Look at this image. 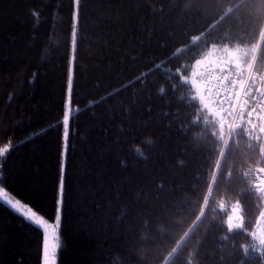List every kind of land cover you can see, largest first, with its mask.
Listing matches in <instances>:
<instances>
[{
	"label": "trees",
	"instance_id": "1",
	"mask_svg": "<svg viewBox=\"0 0 264 264\" xmlns=\"http://www.w3.org/2000/svg\"><path fill=\"white\" fill-rule=\"evenodd\" d=\"M74 6L0 0V187L52 221L69 117L56 264H264V0ZM226 49L238 81L257 52L229 133L188 81ZM43 239L0 199V264H42Z\"/></svg>",
	"mask_w": 264,
	"mask_h": 264
},
{
	"label": "rangeland",
	"instance_id": "2",
	"mask_svg": "<svg viewBox=\"0 0 264 264\" xmlns=\"http://www.w3.org/2000/svg\"><path fill=\"white\" fill-rule=\"evenodd\" d=\"M78 6H79V3L77 4L76 0H75V6H74L75 23H76L77 17H78ZM222 49H224V48H221L220 50H222ZM241 52H242V50H241ZM241 52L239 50H236V49H226L225 55L222 58H220L217 55V61H214L212 65H210L211 60H212L210 53H208V54L202 56L201 58L197 59V61L194 63L193 70L191 73V77L188 79V81H191V84L193 85L195 92L197 94L202 93V87H201V83H200L202 80L201 76H204L209 69H212L210 67H207V68L205 67V68L200 69L201 67H199V66L201 64H209L208 66H211L218 71H222L223 68H229L231 70V67H230L231 65H235V66L240 65ZM256 56H257V52L254 53L251 61L247 65L244 66V68L246 70L245 74H247L248 70L251 69V70H253L252 76H254L255 70H256V66H255ZM232 72L234 73V71H232ZM71 76H72V71H71ZM263 83H264V81L262 82V84ZM262 84L259 88V92H260V89L262 87ZM259 92H258V95H259ZM258 95H257V97H258ZM257 97H256L257 110H260L264 113V110L261 109L257 103ZM204 103L207 104V101H204ZM236 106H237V104H236ZM240 107L241 108L238 109L237 116H236V114H235L236 108H234L230 103H228V104H226V106H224L222 112H224L223 115L226 117V120L223 121V123H224V126L226 128L227 133H229L231 131V129L235 126L236 119L241 121V119L244 115L243 104H241ZM0 199L3 200L8 205H9V203H8L9 201H12V202L19 201L18 207L13 208V209L15 211H17L19 214L23 215L25 218H26L25 213H27L28 215L35 213L37 215V217L43 219L44 223L42 225H38L44 230V239H43V252H44V254H43L42 264H56L57 253H58L59 246H60V239H59L60 214H59V216L57 214V217L54 221L49 220V219L45 218L44 216H42L40 213H38L36 210H34L31 206H29L25 202L19 200L11 192H9L8 190L1 188V187H0ZM53 237H56V240H54ZM257 239L259 242V247H261L263 244V241H264V237H262V235L260 234L257 237ZM52 252L55 253L54 257L50 255V253H52Z\"/></svg>",
	"mask_w": 264,
	"mask_h": 264
},
{
	"label": "snow or ice",
	"instance_id": "3",
	"mask_svg": "<svg viewBox=\"0 0 264 264\" xmlns=\"http://www.w3.org/2000/svg\"><path fill=\"white\" fill-rule=\"evenodd\" d=\"M76 3L78 4L79 0H76ZM72 87H73V83H72V76L70 73L68 83H67V100H66V107H67L69 112L71 111V105H72V100H71ZM63 125L65 126V130L63 131V134H62V139L64 141V147L62 149L61 177H60V181H59L58 200H57V214H58V216L61 212V207H62V203H63V189H64L63 172H64V166H65L64 161L66 159V153H67V141H68V137H69V132L66 130V127L69 125V117H68L67 113L64 116ZM5 151H8V149L0 150V155H3V152H5ZM8 203H9L10 207L17 208L19 201H16V202L9 201ZM25 216L29 221L33 222L35 225H42L44 223L43 219L37 217V215L35 213H32L31 215H28L27 213H25ZM53 239L56 240V237H53ZM50 255L54 257L55 253L52 252V253H50Z\"/></svg>",
	"mask_w": 264,
	"mask_h": 264
},
{
	"label": "built area",
	"instance_id": "4",
	"mask_svg": "<svg viewBox=\"0 0 264 264\" xmlns=\"http://www.w3.org/2000/svg\"><path fill=\"white\" fill-rule=\"evenodd\" d=\"M205 86L206 95L219 96V99L223 100L225 95L228 96L230 94L232 83L230 85H225L223 76L213 71H209L205 75ZM224 92L227 93L223 94ZM261 101L264 103V92L262 94Z\"/></svg>",
	"mask_w": 264,
	"mask_h": 264
},
{
	"label": "water",
	"instance_id": "5",
	"mask_svg": "<svg viewBox=\"0 0 264 264\" xmlns=\"http://www.w3.org/2000/svg\"><path fill=\"white\" fill-rule=\"evenodd\" d=\"M257 186L264 188V174L259 178Z\"/></svg>",
	"mask_w": 264,
	"mask_h": 264
},
{
	"label": "clouds",
	"instance_id": "6",
	"mask_svg": "<svg viewBox=\"0 0 264 264\" xmlns=\"http://www.w3.org/2000/svg\"><path fill=\"white\" fill-rule=\"evenodd\" d=\"M159 91L162 93V92L164 91L163 87H161V88L159 89ZM146 141H147L148 143H151V142H152V141H151V138H146ZM190 264H191V262H190Z\"/></svg>",
	"mask_w": 264,
	"mask_h": 264
}]
</instances>
